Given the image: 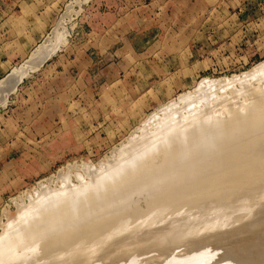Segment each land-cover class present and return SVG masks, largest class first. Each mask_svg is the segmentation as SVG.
Masks as SVG:
<instances>
[{
  "label": "rangeland",
  "instance_id": "1",
  "mask_svg": "<svg viewBox=\"0 0 264 264\" xmlns=\"http://www.w3.org/2000/svg\"><path fill=\"white\" fill-rule=\"evenodd\" d=\"M255 1L88 0L74 4L69 18L75 0H0V82L25 67L60 24L69 33L67 45L0 108V235L36 188L59 185L58 174L70 167H100L166 102L204 78L240 77L264 62V15ZM247 95L237 97V107ZM197 185L99 218L79 212L61 225L65 213L53 215L35 231L3 237L0 248L8 251L0 252V264H76L74 255L84 264L111 257L151 264L188 251L205 233L264 217V166L241 175L227 169ZM33 234L34 247L17 248ZM223 235L215 237L218 248ZM74 244L77 253L70 252ZM164 249L170 251L161 255ZM226 260L232 264L234 256Z\"/></svg>",
  "mask_w": 264,
  "mask_h": 264
},
{
  "label": "bare ground",
  "instance_id": "2",
  "mask_svg": "<svg viewBox=\"0 0 264 264\" xmlns=\"http://www.w3.org/2000/svg\"><path fill=\"white\" fill-rule=\"evenodd\" d=\"M82 1L86 3L88 0H75L68 5L65 14L71 18L74 4L79 5ZM60 23L63 24L62 21ZM59 26L46 44L32 52L25 67L14 70L0 82V108L7 105L9 96L17 91L24 78L41 69L61 47L67 45L69 33L62 27L63 31H60ZM247 94L250 97L237 107V97ZM260 121H264V62L240 77L220 80L204 78L193 91L179 94L150 113L142 127L137 129L139 134L135 132L128 144L116 149L112 158L99 163L100 167L85 165L76 172L70 167L67 172L58 174L59 185H40L36 188L33 194L18 204V212L10 224L3 227L0 240L16 230L24 233L35 231L53 215L65 213L57 218L62 220L61 225L71 222L65 216L79 212H84L82 219L90 215L99 218L107 211L125 209L149 196L166 192L175 194L196 187L199 183L213 182L227 169L233 175H241L242 170L258 169L264 166V127H259ZM261 217L224 231L200 235L188 251L173 253L170 258L166 255L163 260L151 264H177L180 261L226 264L228 255L234 256L232 264H264V221ZM53 220L56 221L55 218ZM65 228L50 227L59 232ZM222 234L226 237L223 243L226 242H221L223 245L218 248L222 239L215 237L221 238ZM54 236L56 238V234ZM42 239L39 238L40 241ZM37 240L38 235L33 234L31 239H22L15 245L23 248L33 241L34 247ZM76 244L70 252L79 251ZM3 250L6 247L0 248V252ZM169 251L164 249L159 253L165 255ZM74 257L75 261H79L76 264L87 262L79 255ZM67 260L65 262L71 264ZM96 261L93 264H147L144 261L138 263L135 259L113 257L103 263L98 259Z\"/></svg>",
  "mask_w": 264,
  "mask_h": 264
},
{
  "label": "crops",
  "instance_id": "3",
  "mask_svg": "<svg viewBox=\"0 0 264 264\" xmlns=\"http://www.w3.org/2000/svg\"><path fill=\"white\" fill-rule=\"evenodd\" d=\"M248 5L252 6V4H250V3H248ZM255 5H257V7L255 8L256 14L257 15L260 14L261 16H263L264 15V0H256ZM240 11H242V10H240ZM247 11L251 13V11H249V9ZM4 60H5L4 57H2V58L0 57L1 63H3L2 61H4Z\"/></svg>",
  "mask_w": 264,
  "mask_h": 264
}]
</instances>
